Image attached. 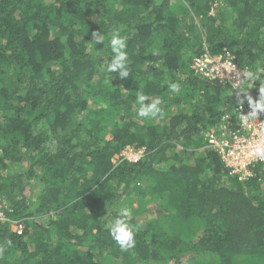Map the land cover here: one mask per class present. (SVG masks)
Wrapping results in <instances>:
<instances>
[{"label":"trees","instance_id":"trees-1","mask_svg":"<svg viewBox=\"0 0 264 264\" xmlns=\"http://www.w3.org/2000/svg\"><path fill=\"white\" fill-rule=\"evenodd\" d=\"M203 53L241 88L197 74ZM140 93L162 117L137 115ZM248 97L264 104V0H0V264H264V164L238 179L206 139ZM121 207L128 251L108 230Z\"/></svg>","mask_w":264,"mask_h":264},{"label":"built area","instance_id":"built-area-1","mask_svg":"<svg viewBox=\"0 0 264 264\" xmlns=\"http://www.w3.org/2000/svg\"><path fill=\"white\" fill-rule=\"evenodd\" d=\"M219 61L222 59L217 60L209 55L198 56L194 59L193 67L203 76L227 80L237 86L245 74L243 69L232 60L224 59L223 63ZM258 105L264 108L263 103L251 97L239 99L235 107L239 127L232 130L227 125H221L217 133L212 131L206 138L219 154L228 172L241 179L253 174L256 163L264 164V155L255 154L257 147L264 152V110ZM2 206L0 203V220L5 217ZM15 229L20 232L21 225L15 226Z\"/></svg>","mask_w":264,"mask_h":264},{"label":"clouds","instance_id":"clouds-1","mask_svg":"<svg viewBox=\"0 0 264 264\" xmlns=\"http://www.w3.org/2000/svg\"><path fill=\"white\" fill-rule=\"evenodd\" d=\"M92 37L95 41V43H103L104 38L99 34V32H94L92 34ZM110 47L111 50L114 54L111 62L107 65V70L110 73L113 72H118V75L121 78L127 77L129 75V64H128V54L125 51L126 48V41L123 37L120 36L119 31H115L112 33L111 39H110ZM208 55L206 53H203L202 55ZM219 56V55H217ZM217 56H212L216 58ZM220 59L224 60L223 58L220 57ZM227 59V58H226ZM194 60L192 62L191 67L193 70L199 74L200 76L203 77L202 74L198 73L195 68L193 67ZM249 76H252L253 74L251 72L248 73ZM212 79V78H208ZM218 79V78H215ZM219 80V79H218ZM220 81V80H219ZM242 79L240 80L238 86L241 88ZM232 84V83H231ZM169 88L173 92L179 91L180 85L178 83H169ZM240 90V89H238ZM136 102L139 104V108L137 109V115L140 118H148V119H154L157 117H162L163 116V111L162 108L160 107L162 101L160 98H152L150 99L147 95L140 93L137 96ZM261 108V110H264V108L260 107L259 105L257 106ZM126 148H130L133 150L131 146H126L121 154L125 155L128 159L136 161L140 155L142 154L143 149H137L134 151H139V155L137 156H128L124 152ZM257 156L264 155V152L260 149V147L256 148V153ZM220 157V156H219ZM221 160V158H220ZM222 162V161H221ZM254 173V172H253ZM233 175V174H232ZM253 175V174H252ZM250 177V176H249ZM238 178V176H237ZM241 179V178H238ZM246 179V178H243ZM3 205V203H2ZM4 207V205L2 206ZM132 216V209L128 207H121L119 211V215L115 217L113 220L109 222L108 225V230L109 233L112 237V239L116 242L117 245L121 248L123 251H128L129 249H132L135 247L136 240H135V230L133 227L129 224L128 218ZM15 226H18L19 224H13ZM12 225V226H13ZM13 230H16L15 227H12ZM17 231V230H16ZM11 242L9 241V244ZM6 251L5 247L0 246V256H3L4 252Z\"/></svg>","mask_w":264,"mask_h":264},{"label":"rangeland","instance_id":"rangeland-1","mask_svg":"<svg viewBox=\"0 0 264 264\" xmlns=\"http://www.w3.org/2000/svg\"><path fill=\"white\" fill-rule=\"evenodd\" d=\"M215 59H217V60H220V56H217ZM219 62H221V63H223V62H225L224 60H222V61H219ZM215 65H217V64H215ZM124 152L126 153V155H128V156H137V155H139V151H134V149L132 150V149H130V148H126L125 150H124ZM135 198H133V201H132V205H135V200H134ZM12 227H15V225H13Z\"/></svg>","mask_w":264,"mask_h":264}]
</instances>
